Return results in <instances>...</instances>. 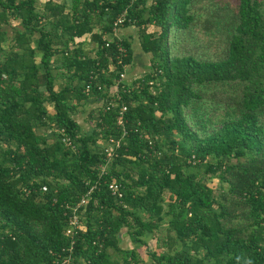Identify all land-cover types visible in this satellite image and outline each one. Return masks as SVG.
Returning <instances> with one entry per match:
<instances>
[{
	"label": "trees",
	"instance_id": "trees-1",
	"mask_svg": "<svg viewBox=\"0 0 264 264\" xmlns=\"http://www.w3.org/2000/svg\"><path fill=\"white\" fill-rule=\"evenodd\" d=\"M123 11L152 69L121 91L119 123L97 87L113 83L101 71L118 36L105 45L95 28L110 32ZM11 19L21 27L5 47ZM91 97L101 106L86 131L74 113ZM84 194L72 264H140L163 220L173 233L147 251L154 264H264V0H0V264H49ZM123 228L132 247L119 245Z\"/></svg>",
	"mask_w": 264,
	"mask_h": 264
},
{
	"label": "built area",
	"instance_id": "built-area-1",
	"mask_svg": "<svg viewBox=\"0 0 264 264\" xmlns=\"http://www.w3.org/2000/svg\"><path fill=\"white\" fill-rule=\"evenodd\" d=\"M126 21H132L131 18H129L125 11L117 14L112 22V30L110 32H101L98 28L96 30L101 33L102 39L105 41V45H109L110 41L113 40V37L116 35L118 36L116 40V48L117 52L115 54L116 61L115 62H109L106 68L102 69V73L105 75H109L110 72H116V74L113 77V83L106 86V83H98L97 87L99 89H102L103 92L107 90L106 95L104 96V99L106 100L107 104L105 106V109H108L110 106L116 104L119 105V116L117 121L119 123H122L124 120V112L127 109L126 103L121 102V91H129L133 87L139 86V83H135L132 85H129V82L126 78L127 76V69H128V62L124 61V58L127 56V50L125 45L121 42V35L119 33L120 27L126 22ZM120 67V69H119ZM152 83V80L149 81ZM129 85V87L127 86ZM105 87H107L105 89ZM90 85L86 84L85 89H89ZM114 94V99L108 98L107 96ZM60 132L62 134V141L69 145L71 148H75L74 143L72 142L71 138L64 133L63 129H60ZM125 131H123V134ZM120 143L119 137H113L110 136L107 141L104 150L108 154V159L111 157L114 146H118ZM102 172L105 171V166L101 167ZM109 189L111 192L115 195H118L119 197L122 195V192L120 190V183L112 179L108 184ZM43 189H46V186H43ZM87 200L86 194L82 195L80 199L72 204H67L68 214H67V221L64 228V234L69 236L71 238L70 245L67 248H62V252L54 253L53 259L49 264H72L73 261V245L75 238L73 235L77 233V231L83 227V221L80 218L81 214L84 211L83 206L85 205Z\"/></svg>",
	"mask_w": 264,
	"mask_h": 264
},
{
	"label": "rangeland",
	"instance_id": "rangeland-1",
	"mask_svg": "<svg viewBox=\"0 0 264 264\" xmlns=\"http://www.w3.org/2000/svg\"><path fill=\"white\" fill-rule=\"evenodd\" d=\"M40 1L37 0V6L39 8H42L43 0H40ZM4 27L6 28V32H7L6 39L4 41V46L7 47L9 45V38H11V36L13 35L12 27L19 28L21 27V24L19 23L17 19H11V24L5 25ZM129 29L131 30L130 31L131 35L127 36V39L130 41V43L132 42L131 45L133 47V51H132L133 62L131 66H129L127 69L126 78L129 77V79L127 80L132 81L134 77H136L137 75L144 74L149 69H152V64L150 62V56H151L150 52H144L141 49V45H140L141 37L138 35L136 28L133 27L132 28L133 30L131 28ZM122 30L129 31L126 27H124ZM140 54H142V59L140 58ZM135 58L137 61L138 60L139 61L136 62ZM133 67L135 68L133 69ZM128 72H131V73H129L128 75ZM93 99L94 97H91L89 101L79 104L76 108L77 111L74 113V116L77 118V120H79L81 124L82 130L87 131L93 126L92 122L88 119L90 117L89 112L92 109H95L101 106V102L98 99H95V100ZM48 108H50V111H53L50 104H48ZM221 114H222V111L217 110L212 113V117L216 118L215 116H220ZM207 181H208V184L211 185L217 193L220 191L221 182L217 177H211ZM168 233L172 234L173 231L167 230V220H163L159 228L155 229L149 236L146 237V244L137 247V251L139 255L138 257H141L140 264H154L149 254L147 253V251L154 250L158 253H161L167 250L166 241H171L168 239ZM166 237L168 240L166 239ZM176 244L179 245V243H176ZM119 245L123 248H129L134 245V242L130 240V237L127 234L125 228L122 229V235L119 241ZM112 253L114 255H118L116 251H112Z\"/></svg>",
	"mask_w": 264,
	"mask_h": 264
},
{
	"label": "crops",
	"instance_id": "crops-1",
	"mask_svg": "<svg viewBox=\"0 0 264 264\" xmlns=\"http://www.w3.org/2000/svg\"><path fill=\"white\" fill-rule=\"evenodd\" d=\"M40 1V0H39ZM66 1H68V0H66ZM41 2V1H40ZM43 2H44V0H43ZM124 27H122V28H120V30H119V33H120V35L123 37V38H125V39H127V36H129V35H131V30L129 29V28H133V26H126V28L129 30V31H126V30H122ZM95 30H96V28H95ZM133 30V29H132ZM79 39H81V40H84L83 41V44H84V46H92V45H94V42L93 41H91V43H89V39H90V35L88 34V33H86V34H84V35H82V36H80L79 37ZM132 43V42H131ZM131 47H132V45H131ZM132 49H133V47H132ZM140 58L142 59V54H140ZM135 61L136 62H138L137 60H136V58H135ZM132 62H133V58L131 57V60H130V62L128 63V67L129 66H131V64H132ZM135 67H133V69H134ZM133 69H132V71H133ZM131 71V72H132ZM131 72H128V75H129V73H131ZM127 79H129V77H127ZM129 81V80H128ZM77 119V118H76ZM79 121V120H78Z\"/></svg>",
	"mask_w": 264,
	"mask_h": 264
}]
</instances>
